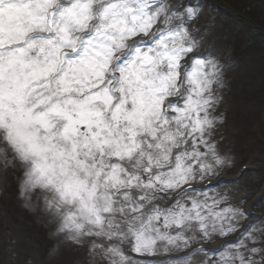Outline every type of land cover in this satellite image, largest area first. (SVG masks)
<instances>
[{
  "label": "snow or ice",
  "instance_id": "1",
  "mask_svg": "<svg viewBox=\"0 0 264 264\" xmlns=\"http://www.w3.org/2000/svg\"><path fill=\"white\" fill-rule=\"evenodd\" d=\"M183 4L0 0V175L88 264H264L244 171L216 179L228 65Z\"/></svg>",
  "mask_w": 264,
  "mask_h": 264
},
{
  "label": "rangeland",
  "instance_id": "2",
  "mask_svg": "<svg viewBox=\"0 0 264 264\" xmlns=\"http://www.w3.org/2000/svg\"><path fill=\"white\" fill-rule=\"evenodd\" d=\"M262 1L234 0L232 10L245 14L258 7L261 12H254L261 23ZM187 4L188 0H184L182 6ZM192 6L202 11L189 27L210 33L200 54L207 47L222 65H228L223 74L224 86L218 90L221 101L213 115L221 120L214 139L219 141L221 153L230 157L231 164L217 180L228 182L237 178L239 165H246L248 169L238 186L244 200L242 206L250 204L254 217L257 214L264 217V202H261L264 200V139L260 134L264 132V113H259V106L264 103V54L259 48L250 50L251 41L240 35L243 33L241 22L228 10L216 6L212 0H192ZM208 24L216 27H204ZM33 204H36L35 197ZM53 228L54 224L49 223V217L38 204L34 209L24 207L15 177L0 175V264H88L84 249L51 239Z\"/></svg>",
  "mask_w": 264,
  "mask_h": 264
},
{
  "label": "trees",
  "instance_id": "3",
  "mask_svg": "<svg viewBox=\"0 0 264 264\" xmlns=\"http://www.w3.org/2000/svg\"><path fill=\"white\" fill-rule=\"evenodd\" d=\"M214 3L221 8H224L226 11L228 10L231 14V16L235 19L241 22L243 33H240V35L245 36L248 40H250V50L254 48H259L261 52L264 54V19L260 23L258 15L254 12L255 10L257 13L261 10H258L259 8L256 7L253 11H248L247 13H241L239 11H233L232 8L234 7V0H212ZM246 3L248 0H245ZM264 5V0L262 1ZM264 18V15H263ZM250 62V61H249ZM259 113L262 115L264 113V103L259 106ZM263 125H264V118H263ZM262 127V125H261ZM262 136V139H264V132L260 133ZM48 239V238H47ZM51 239H54L51 237ZM49 240V239H48ZM50 241V240H49ZM52 244V243H50ZM52 247V246H51ZM49 248V247H47ZM38 253H40L38 251ZM44 251H41V254H43Z\"/></svg>",
  "mask_w": 264,
  "mask_h": 264
}]
</instances>
